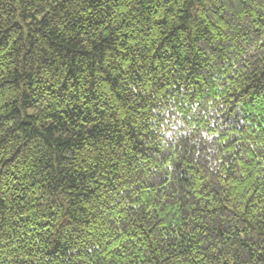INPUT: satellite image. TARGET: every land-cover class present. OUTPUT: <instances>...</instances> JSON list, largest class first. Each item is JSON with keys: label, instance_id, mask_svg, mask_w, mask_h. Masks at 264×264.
Instances as JSON below:
<instances>
[{"label": "trees", "instance_id": "1", "mask_svg": "<svg viewBox=\"0 0 264 264\" xmlns=\"http://www.w3.org/2000/svg\"><path fill=\"white\" fill-rule=\"evenodd\" d=\"M0 264H264V0H0Z\"/></svg>", "mask_w": 264, "mask_h": 264}]
</instances>
